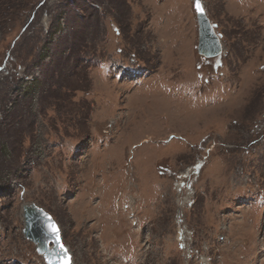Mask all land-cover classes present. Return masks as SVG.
I'll return each mask as SVG.
<instances>
[{"label": "rangeland", "instance_id": "obj_1", "mask_svg": "<svg viewBox=\"0 0 264 264\" xmlns=\"http://www.w3.org/2000/svg\"><path fill=\"white\" fill-rule=\"evenodd\" d=\"M195 1L0 0V264H264V0Z\"/></svg>", "mask_w": 264, "mask_h": 264}, {"label": "water", "instance_id": "obj_2", "mask_svg": "<svg viewBox=\"0 0 264 264\" xmlns=\"http://www.w3.org/2000/svg\"><path fill=\"white\" fill-rule=\"evenodd\" d=\"M199 4L202 12L198 11L196 1L194 3L199 32V55L207 59L219 57L223 53V44L200 0ZM23 212L25 221L23 235L26 240L35 245L37 254L44 259L45 263L72 264V255L64 245L61 230L54 218L36 205L25 206ZM53 226L59 230V243H57Z\"/></svg>", "mask_w": 264, "mask_h": 264}, {"label": "snow or ice", "instance_id": "obj_3", "mask_svg": "<svg viewBox=\"0 0 264 264\" xmlns=\"http://www.w3.org/2000/svg\"><path fill=\"white\" fill-rule=\"evenodd\" d=\"M196 7L198 9V11H201L202 12V9L200 8V4H199V0H196ZM53 231H54V234L57 236V243H59V230L56 229L54 226H53ZM61 248H62V245H61Z\"/></svg>", "mask_w": 264, "mask_h": 264}, {"label": "bare ground", "instance_id": "obj_4", "mask_svg": "<svg viewBox=\"0 0 264 264\" xmlns=\"http://www.w3.org/2000/svg\"><path fill=\"white\" fill-rule=\"evenodd\" d=\"M186 201H187V200H186ZM179 239H180V240H183V239H184L183 231H180V233H179Z\"/></svg>", "mask_w": 264, "mask_h": 264}]
</instances>
